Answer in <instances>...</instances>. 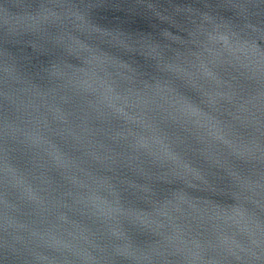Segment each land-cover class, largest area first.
<instances>
[{
    "label": "water",
    "instance_id": "water-1",
    "mask_svg": "<svg viewBox=\"0 0 264 264\" xmlns=\"http://www.w3.org/2000/svg\"><path fill=\"white\" fill-rule=\"evenodd\" d=\"M0 264H264V0H0Z\"/></svg>",
    "mask_w": 264,
    "mask_h": 264
}]
</instances>
